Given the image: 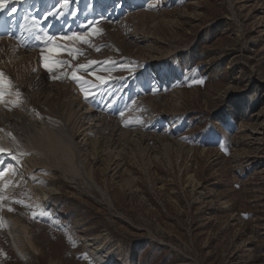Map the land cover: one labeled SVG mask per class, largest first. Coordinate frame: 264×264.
<instances>
[{
  "label": "rangeland",
  "instance_id": "obj_1",
  "mask_svg": "<svg viewBox=\"0 0 264 264\" xmlns=\"http://www.w3.org/2000/svg\"><path fill=\"white\" fill-rule=\"evenodd\" d=\"M95 28L42 66L33 33ZM0 70V129L44 140L0 156V264H264V0H8Z\"/></svg>",
  "mask_w": 264,
  "mask_h": 264
},
{
  "label": "snow or ice",
  "instance_id": "obj_2",
  "mask_svg": "<svg viewBox=\"0 0 264 264\" xmlns=\"http://www.w3.org/2000/svg\"><path fill=\"white\" fill-rule=\"evenodd\" d=\"M57 4H61L62 6H66L69 3V0H56ZM8 6V0H0V10L5 9ZM56 5H53V8H55ZM16 9L12 8L11 12H15ZM11 14V13H10ZM49 15H55L56 13H53L50 9L48 12ZM60 15H63L62 12L59 13ZM76 13H72V15H75ZM47 19V17H45ZM62 31V28L61 30ZM103 30L99 28L93 29L90 33L80 34V33H72L71 36L64 35L62 37H57L54 34H51L47 31H44L41 29L37 33H33V39L36 42V46L40 48V59L42 61V66L51 74L53 73L54 69L63 68L65 65H69V62L66 60H62L58 58V53L62 50H67V45L60 41H73V42H83V43H91L90 36H97L102 34ZM26 47H31L30 45H26ZM96 51H100L103 46H94ZM78 51V50H77ZM70 55H75V53L70 52ZM100 62L97 61H89L88 64H80L77 65L76 68L73 70V73L71 74L72 79H75L78 83V85L81 88V91L84 92L85 99H89L91 92L89 89L85 88V85L94 86L91 84L90 81L84 80L82 77H78L76 75V71L79 69L87 70L88 66L91 64H97ZM104 63H109V61H105ZM102 71H111L109 69H102ZM94 76H96V80H98L101 84L107 83L108 79L110 77L105 76H99L93 73ZM52 78H62V77H56L53 76ZM13 86L11 84V81L8 80V78L5 76L4 72L0 70V103L4 104H12L13 106H17L19 104V97L22 95L19 90L17 89L15 93H12L9 91ZM9 95H15L17 97L16 100L8 101L5 99L6 96ZM94 98V97H93ZM10 110V109H9ZM121 116L124 115L123 112L120 113ZM0 133H4L5 136L9 137L14 143L16 142V137L11 132H4L3 129H0ZM3 137H0V156L2 155H8L11 156L13 160L19 163L20 156L25 155L27 153H14L11 149L6 148L3 143ZM3 160L0 159V165H3ZM6 172H11L12 175H16L15 166L5 168L0 167V181L3 180L5 177ZM10 183V182H9ZM8 187V184L5 183L2 186H0V207H2V203L5 200V196L2 194L4 192V189ZM12 203L22 204L24 205V201L22 200H14ZM31 207L30 205H24ZM9 211H13L11 207L8 208ZM38 213L35 211L32 213L33 217ZM43 212H40L39 215H43Z\"/></svg>",
  "mask_w": 264,
  "mask_h": 264
},
{
  "label": "bare ground",
  "instance_id": "obj_3",
  "mask_svg": "<svg viewBox=\"0 0 264 264\" xmlns=\"http://www.w3.org/2000/svg\"><path fill=\"white\" fill-rule=\"evenodd\" d=\"M7 116L5 115V113L2 111V109L0 110V118H6ZM8 118V117H7ZM11 119V118H10ZM4 121V120H3ZM41 132V131H40ZM51 132V131H49ZM52 135V134H51ZM46 136V135H45ZM0 137H3V145L8 148L11 149L15 148V150H17L18 152H33V153H38L40 154L42 151H40V148L42 147V141L39 140V138H37L38 140H28V141H20L18 139V141H16L15 143L11 142L9 139H7V137L0 133ZM17 140V139H16ZM52 142V141H51ZM59 144V143H58ZM45 148V147H44ZM49 148V147H48ZM14 150V151H15ZM40 152V153H39ZM43 155V154H42ZM46 196V195H45ZM9 224V231L11 236L15 239L16 238V230H15V226L12 223H8ZM93 241H96V239H93ZM87 243V242H86ZM88 248V245H87ZM88 252H90L93 257H96V260L100 263V264H105L107 261V256L105 255H100V252L98 251H94L91 249H88ZM99 256V257H97Z\"/></svg>",
  "mask_w": 264,
  "mask_h": 264
},
{
  "label": "trees",
  "instance_id": "obj_4",
  "mask_svg": "<svg viewBox=\"0 0 264 264\" xmlns=\"http://www.w3.org/2000/svg\"><path fill=\"white\" fill-rule=\"evenodd\" d=\"M56 230H58L59 232H62L60 229L55 228ZM63 233V232H62ZM3 236L5 238V241L7 242L5 233H3ZM6 250V258H4L1 261V264H28V263H24L22 260H20L16 254L14 253L13 249L11 248V246L9 245V243L7 242V246L5 248ZM42 261L40 260L38 264H41ZM35 264V263H33Z\"/></svg>",
  "mask_w": 264,
  "mask_h": 264
}]
</instances>
